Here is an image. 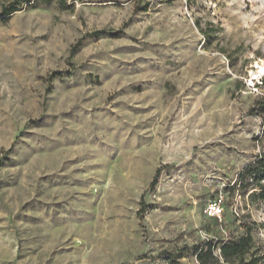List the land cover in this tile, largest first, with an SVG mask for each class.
I'll use <instances>...</instances> for the list:
<instances>
[{
  "label": "rangeland",
  "instance_id": "rangeland-1",
  "mask_svg": "<svg viewBox=\"0 0 264 264\" xmlns=\"http://www.w3.org/2000/svg\"><path fill=\"white\" fill-rule=\"evenodd\" d=\"M256 64L264 0H51L0 20V264H166L242 224L264 253V206L224 195L264 151Z\"/></svg>",
  "mask_w": 264,
  "mask_h": 264
},
{
  "label": "trees",
  "instance_id": "trees-1",
  "mask_svg": "<svg viewBox=\"0 0 264 264\" xmlns=\"http://www.w3.org/2000/svg\"><path fill=\"white\" fill-rule=\"evenodd\" d=\"M50 1L0 0V20H7L23 6L35 8L38 3L48 4ZM62 3L65 4V0H62ZM64 8L67 9L68 6ZM201 32L204 38H212L208 35L212 32L210 29H201ZM106 34L105 31H99L94 32L93 36L99 37ZM250 113L260 118L264 133V97L253 102ZM153 186L154 182L150 184L148 190H151ZM236 193L244 199L247 198L251 204L260 203L264 206V151L237 174L233 185L224 188V195L228 197ZM144 211L145 207L142 204L141 213ZM213 220L215 223L218 222L216 218ZM239 229L242 233L237 237L208 240L191 247H183L175 253L163 252L161 256L166 264H182L180 261L187 257H193L196 264H264V253H260L254 247L253 229L245 224L239 225Z\"/></svg>",
  "mask_w": 264,
  "mask_h": 264
},
{
  "label": "built area",
  "instance_id": "built-area-1",
  "mask_svg": "<svg viewBox=\"0 0 264 264\" xmlns=\"http://www.w3.org/2000/svg\"><path fill=\"white\" fill-rule=\"evenodd\" d=\"M222 211L223 209L221 206V200L211 201L204 210L208 217L216 218L219 220L221 218Z\"/></svg>",
  "mask_w": 264,
  "mask_h": 264
},
{
  "label": "bare ground",
  "instance_id": "bare-ground-1",
  "mask_svg": "<svg viewBox=\"0 0 264 264\" xmlns=\"http://www.w3.org/2000/svg\"><path fill=\"white\" fill-rule=\"evenodd\" d=\"M256 68L258 69L259 75H261L264 72V64L262 65L256 64Z\"/></svg>",
  "mask_w": 264,
  "mask_h": 264
}]
</instances>
